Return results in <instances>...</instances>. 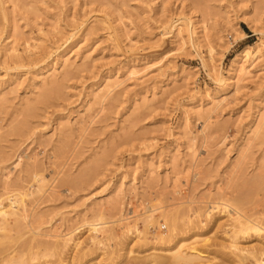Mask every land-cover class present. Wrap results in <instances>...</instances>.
I'll list each match as a JSON object with an SVG mask.
<instances>
[{"label": "rangeland", "instance_id": "374dc122", "mask_svg": "<svg viewBox=\"0 0 264 264\" xmlns=\"http://www.w3.org/2000/svg\"><path fill=\"white\" fill-rule=\"evenodd\" d=\"M0 202V264H263L264 0H0Z\"/></svg>", "mask_w": 264, "mask_h": 264}, {"label": "bare ground", "instance_id": "6f19581e", "mask_svg": "<svg viewBox=\"0 0 264 264\" xmlns=\"http://www.w3.org/2000/svg\"><path fill=\"white\" fill-rule=\"evenodd\" d=\"M244 55L247 57L248 56V52L245 51ZM241 56H243V55H241ZM12 205H14V204H12ZM12 205L10 206L11 209H13L12 207H14ZM2 206H4V205L2 204ZM221 206H223V205H221ZM226 207L227 206L224 207L225 210H226ZM216 209H217V207H216ZM1 210H3V209H1ZM1 214L5 215L7 213L1 211ZM231 221H232L233 229H236L237 227H239V230L235 231L234 235H228V237L233 239V241H234L233 243L236 246H237V244L235 243V241H236V239L238 237V234H244L245 236H247L248 234L253 232V234H255L256 236H261V233H262L263 230L261 228L257 227L256 225H251L248 222L247 223H243V221L239 217L233 218V219H231ZM174 227H175V225H174ZM175 229H178V228L176 227ZM236 246H233L235 248V250H236L235 254H233V255L235 256L236 259H238L237 264H242L241 257L238 254L239 252H241V250L239 248H237ZM261 252L263 253V255H261V260H262V262L264 264V249H262ZM206 255L207 254L205 252L199 251L195 247L190 248L189 251H186L184 249L182 250V248H181V249H178L177 251H174V252L171 253V258H172L171 260L173 261L172 264H182V263H185V264H196L197 262H202V261H204L205 258H208V256H206ZM159 259L160 258H154V259H152L151 262L146 263V264H150V263L160 264L161 260H159ZM235 263H236V261H235Z\"/></svg>", "mask_w": 264, "mask_h": 264}, {"label": "built area", "instance_id": "2783aa9c", "mask_svg": "<svg viewBox=\"0 0 264 264\" xmlns=\"http://www.w3.org/2000/svg\"><path fill=\"white\" fill-rule=\"evenodd\" d=\"M166 229V227H163V230H165Z\"/></svg>", "mask_w": 264, "mask_h": 264}]
</instances>
